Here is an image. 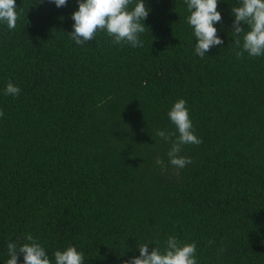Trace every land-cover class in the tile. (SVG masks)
Instances as JSON below:
<instances>
[{"label": "trees", "instance_id": "16d2710c", "mask_svg": "<svg viewBox=\"0 0 264 264\" xmlns=\"http://www.w3.org/2000/svg\"><path fill=\"white\" fill-rule=\"evenodd\" d=\"M144 2L135 48L106 31L76 44L77 0H15L16 28L0 21V264L28 234L52 264L69 246L124 264L169 236L195 242L197 264H264V55L237 56L240 0H218L223 44L203 58L184 0ZM179 99L202 140L182 146L184 168L156 135L177 131Z\"/></svg>", "mask_w": 264, "mask_h": 264}, {"label": "clouds", "instance_id": "9594fccd", "mask_svg": "<svg viewBox=\"0 0 264 264\" xmlns=\"http://www.w3.org/2000/svg\"><path fill=\"white\" fill-rule=\"evenodd\" d=\"M57 7L66 6L67 0H52ZM78 11L72 13L74 20L73 31L69 37L78 45H83L95 39L98 31H106L112 37L114 44H128L132 47H142L140 34L149 30L143 21L150 9L144 0H77ZM190 15L187 23L193 28L195 36V53L203 58L212 46L222 45L223 41L217 36L214 22H220L221 13L217 11L218 0H184ZM15 0H0V21L7 24L8 29H15L19 13L16 11ZM234 16L232 32L235 45L241 47L240 35L243 33L242 50L237 53L242 57L246 52L250 57L264 55V0H240V6L232 7ZM247 25V29L242 27ZM247 30V31H246ZM21 89L9 82L5 95L17 97ZM4 113L0 111V117ZM170 121L175 125L176 132L157 130L156 135L166 141H171V149L167 153L173 166L184 168L191 164L188 157L179 155L182 146L186 144L199 145L202 140L196 136L193 124L186 107V101L177 100L168 112ZM178 132V135H177ZM175 137V139H172ZM157 164L163 161L157 159ZM27 243L17 247L15 243L8 244L9 259L6 264H18V255L23 253L24 264H52L44 247L31 234L26 236ZM214 243V242H210ZM149 244L138 246L139 257H132L124 264H197L196 243L181 244L176 237L169 236L166 247L161 251L154 247L151 252ZM55 264H83L84 254L69 246L64 251L54 253Z\"/></svg>", "mask_w": 264, "mask_h": 264}]
</instances>
